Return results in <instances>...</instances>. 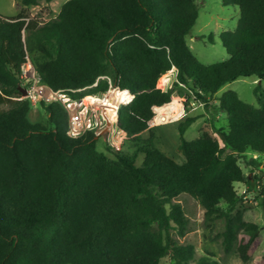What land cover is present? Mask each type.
<instances>
[{
    "label": "trees",
    "instance_id": "trees-1",
    "mask_svg": "<svg viewBox=\"0 0 264 264\" xmlns=\"http://www.w3.org/2000/svg\"><path fill=\"white\" fill-rule=\"evenodd\" d=\"M16 1L19 15L0 14V264H160L166 256L170 264H189L194 247L173 235L184 238L189 230L182 195L201 204L206 221H225V253L264 264V254L256 256L261 227L245 221V195L235 188L240 183L256 192L264 219V186L239 165L247 152L258 155L248 162L252 169L264 157V0H221L238 7L240 18L234 31L220 35L228 59L211 65L186 40L199 16L196 0H68L47 23L27 21L24 9L40 0ZM28 56L54 91L79 97L95 84V93L112 84L130 93L132 100L128 93L112 97L126 104L118 121L125 140L141 142L134 154L106 139L112 157L101 153L90 133L70 138L58 103L42 104L45 116L32 122L31 103L16 99ZM173 68L176 82L162 91L158 81ZM249 77L260 81L254 90L260 107L225 92L218 109L227 116V133L210 121L201 137L187 141L195 119L181 118L178 149L185 162L156 146L150 122L184 108L178 88L208 108L222 87ZM137 154L144 156L141 166Z\"/></svg>",
    "mask_w": 264,
    "mask_h": 264
},
{
    "label": "rangeland",
    "instance_id": "rangeland-1",
    "mask_svg": "<svg viewBox=\"0 0 264 264\" xmlns=\"http://www.w3.org/2000/svg\"><path fill=\"white\" fill-rule=\"evenodd\" d=\"M68 0H53L46 2L40 0L38 5L25 8V13L30 19H35L41 23H47L55 19ZM199 8L198 19L191 31L186 37L187 43L192 49L196 57L205 65L216 64L228 59V54L220 41V35L224 31H234L239 22L240 10L238 7H226L222 4L221 0H196ZM23 7L16 0H0V14L6 17H15L20 14ZM212 35V36H211ZM26 40V34L23 35ZM30 61L31 58L28 56ZM172 73L164 76L158 87L165 86L171 80ZM260 81L256 77L241 78L234 82L226 84L220 91L214 94L207 108L204 103L203 107L198 106L200 102L194 100L192 94L184 87L178 88V96L180 101L184 104V108L176 115L167 113H160L155 116L150 122V126L155 132V144L163 152L168 154L171 158L179 163L185 162L184 156L178 149L180 141V132L178 130V120L183 118H194V123L185 131L184 139L187 141L195 140L202 136L203 126L210 121L213 122L215 127L219 130H224L227 133L228 121L224 112L218 109V99L227 91H235L240 99L244 102L251 104L255 107H260L259 101L254 94L255 88L259 85ZM93 88V87H92ZM86 91L89 95L94 94L93 89ZM263 90L261 94L264 95V82L262 83ZM87 95V94H86ZM194 105H193V104ZM14 106V103L4 106L5 109ZM32 111L30 113V120L36 122L45 116V110L40 104L31 103ZM176 121V122H175ZM173 122V123H172ZM160 127V128H157ZM149 133L143 134L141 139H148ZM219 139V137H218ZM134 139L124 140L122 145V152L133 155L137 150V144ZM97 150L101 153L108 154L112 157V151H108L105 138L100 137L96 139ZM254 157L251 152H247L244 156L240 157L239 165L245 175L255 177L254 183L256 185L264 186V157L261 156L260 165L254 169L248 165L249 160ZM144 156L141 154L136 155V164L141 166ZM236 190L240 195H245L243 206L246 209L244 219L245 221L255 223L261 227V234L263 242L256 252V256L264 254V219L262 209L258 206L256 200L257 194L254 191H247L245 184L237 183ZM185 215L188 217L189 230L184 238H179L173 232L174 237L179 244L192 245L195 249V257L189 264H198L204 261L209 264H255L253 261L244 263L235 252L225 253L222 246L221 233L224 230L225 221L223 219H215L213 221H206L205 209L201 204L188 195H182L179 200ZM170 256L164 257L160 264H170Z\"/></svg>",
    "mask_w": 264,
    "mask_h": 264
},
{
    "label": "built area",
    "instance_id": "built-area-1",
    "mask_svg": "<svg viewBox=\"0 0 264 264\" xmlns=\"http://www.w3.org/2000/svg\"><path fill=\"white\" fill-rule=\"evenodd\" d=\"M22 79L25 88L21 90L23 91L22 95L16 98L17 100H27L30 103L40 105L58 103L68 115L67 135L70 138L80 139L90 133L97 138H105L109 145L121 150L127 135L119 128L118 121L120 110L126 104H117L112 95L116 92H128L122 91L112 84L105 92L79 97H75L71 92L65 90L54 91L42 82L40 75L29 59L22 66ZM102 79H106V77H102ZM96 86L97 84L93 87ZM81 91L77 90L73 93ZM132 98L131 95V100Z\"/></svg>",
    "mask_w": 264,
    "mask_h": 264
},
{
    "label": "crops",
    "instance_id": "crops-1",
    "mask_svg": "<svg viewBox=\"0 0 264 264\" xmlns=\"http://www.w3.org/2000/svg\"><path fill=\"white\" fill-rule=\"evenodd\" d=\"M169 73H172V77H171V80H170V82H168L165 86H161V87H158L159 89H161L162 91H167V90H169L172 86H173V84L176 82V76H177V73H178V71H177V69L176 68H173L172 70H170L169 71ZM226 86V85H225ZM223 88V87H222ZM221 90V89H220ZM193 104V103H192ZM194 105V104H193ZM198 106H201V107H203V104L202 103H200ZM204 108V107H203ZM176 122V121H175ZM173 123V122H172ZM150 128H152L151 126H150ZM157 128H160V127H157ZM157 131V129L155 130V132ZM146 133H148V132H146ZM146 133H144V134H146Z\"/></svg>",
    "mask_w": 264,
    "mask_h": 264
},
{
    "label": "water",
    "instance_id": "water-1",
    "mask_svg": "<svg viewBox=\"0 0 264 264\" xmlns=\"http://www.w3.org/2000/svg\"><path fill=\"white\" fill-rule=\"evenodd\" d=\"M21 92H23V91H21Z\"/></svg>",
    "mask_w": 264,
    "mask_h": 264
}]
</instances>
